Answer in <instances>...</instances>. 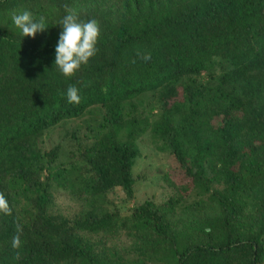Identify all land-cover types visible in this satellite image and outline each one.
I'll use <instances>...</instances> for the list:
<instances>
[{
    "label": "trees",
    "instance_id": "trees-1",
    "mask_svg": "<svg viewBox=\"0 0 264 264\" xmlns=\"http://www.w3.org/2000/svg\"><path fill=\"white\" fill-rule=\"evenodd\" d=\"M65 5L102 29L71 78ZM144 135L178 182L135 203ZM0 193V264H264V0H0Z\"/></svg>",
    "mask_w": 264,
    "mask_h": 264
},
{
    "label": "clouds",
    "instance_id": "clouds-1",
    "mask_svg": "<svg viewBox=\"0 0 264 264\" xmlns=\"http://www.w3.org/2000/svg\"><path fill=\"white\" fill-rule=\"evenodd\" d=\"M12 23L18 28L23 37L35 38L37 33H42L48 27L47 18L44 15L35 16L30 10L13 12ZM58 25L62 26L58 43L55 48L54 67L68 78L76 75L82 66L87 65L97 52L102 29L101 24L95 17L82 19L81 12L75 7L65 5V14L60 19ZM140 55V53H138ZM148 61L150 54L142 56ZM68 103L80 102V90L75 85H69L66 90ZM11 207L3 193H0V213L11 215ZM18 234L13 237V247L21 244L18 225Z\"/></svg>",
    "mask_w": 264,
    "mask_h": 264
},
{
    "label": "rangeland",
    "instance_id": "rangeland-1",
    "mask_svg": "<svg viewBox=\"0 0 264 264\" xmlns=\"http://www.w3.org/2000/svg\"><path fill=\"white\" fill-rule=\"evenodd\" d=\"M139 147L142 156L138 160L137 169L145 171L146 180L135 187V203L146 199L161 201L170 193L169 188L163 182V176L169 174L173 179H177L176 182H178V178L173 177L170 173L171 163L168 162L164 153L155 149L153 142L147 135L143 136ZM56 203L65 212L69 211L74 204L61 192H56ZM130 206L131 203L123 208Z\"/></svg>",
    "mask_w": 264,
    "mask_h": 264
}]
</instances>
